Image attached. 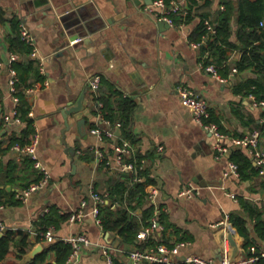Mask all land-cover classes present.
Wrapping results in <instances>:
<instances>
[{
	"label": "crops",
	"instance_id": "obj_1",
	"mask_svg": "<svg viewBox=\"0 0 264 264\" xmlns=\"http://www.w3.org/2000/svg\"><path fill=\"white\" fill-rule=\"evenodd\" d=\"M153 1L0 0L5 16L18 15L34 38L36 56L32 57L30 52L18 61H37L44 75L43 80L27 87L25 94L31 103L38 158L51 177L46 187L33 192L27 201L19 199L17 194L38 182L43 173L16 145L8 148L12 134H19L24 123L11 118L0 134V187L6 191L1 197L0 222L5 230H13L15 236L21 231L29 234L34 244L26 254L37 244L45 247L49 243L36 241V223L46 208L70 215L84 212L81 219L71 221L69 216L55 228V240L85 234L92 242L83 245L76 255H70L66 264H107L102 244H111L115 258H123L129 264L128 251L137 248V242L145 248L152 247L150 241L157 245L185 243L178 255L170 256L167 264H176L193 254L220 260L226 248L231 259V233L239 246L236 257L247 258L264 252V232L259 233L257 218L251 217L245 208L246 203L251 204L264 218V175L259 173L250 148L233 143V138L259 131L260 147L264 151L260 128L264 124V109L250 98L255 95L238 92V86L255 73L251 69L240 72L236 67L242 55L239 48L228 51L229 74L223 76L218 71L224 80L207 71V65H215L206 64L210 54L208 34L199 41L190 39L200 17L195 16L189 22H176L174 18L175 24L171 25L159 20ZM177 1L185 9L187 0ZM226 1L229 0H213L214 13L205 17L204 23L210 19L215 27V12L224 9ZM232 1L238 5L239 0ZM261 25L264 26V19ZM238 26L236 13L232 19L233 41L237 39ZM10 32V22L0 23L3 115L10 114L15 107L8 68L12 54L16 53L8 49L6 36ZM76 35L83 38L71 41ZM96 74L101 75V84L93 93L89 79ZM181 85L194 89L208 103V121L218 124L225 137L219 140L182 104L178 92ZM83 93L88 109L83 115L85 122L80 126V118L68 114L67 129L63 112L75 106ZM122 98L136 102L128 128L130 137L123 135L121 125L115 130V138L100 140L91 129L98 125L108 129L121 122ZM100 112L111 125L100 120ZM218 142L230 148L228 153L219 152ZM118 145L124 149V162H133L129 158L138 154L144 156L139 165L133 162L135 170L124 168L118 161ZM97 148L103 150L109 165L99 157ZM237 150L250 158L257 173L248 167V177L224 175L230 161L237 163L233 158V151ZM140 170H144L142 174ZM118 181L128 188L135 182H145L146 197H125L123 202L110 200L109 186ZM188 188H192L191 193H185ZM91 191L104 194V203L114 209H130L142 221L144 213L148 215L153 208L147 223L156 219L161 228L148 239L137 237L135 244L124 243L117 231H104L97 221L92 212L95 201ZM236 216L246 220L248 237L234 225ZM147 223L143 221L141 229ZM116 239L121 242L119 246L114 244Z\"/></svg>",
	"mask_w": 264,
	"mask_h": 264
},
{
	"label": "trees",
	"instance_id": "obj_2",
	"mask_svg": "<svg viewBox=\"0 0 264 264\" xmlns=\"http://www.w3.org/2000/svg\"><path fill=\"white\" fill-rule=\"evenodd\" d=\"M169 1V0H167ZM186 14L176 13L174 18L176 22H189L195 16L200 17L199 24L191 32V40H201L204 34H208L209 56L206 57V64H215L217 71L221 75L226 76L231 71V67L227 64L228 51L239 48L242 51L241 58L236 62V67L240 72L252 70L255 76L246 79L238 86V92L244 96L253 94L258 100L264 99V26L261 21L264 19V0H239L238 5L234 1L225 2V8L215 12V27L212 34L208 33L207 25L204 23L205 17L210 16L214 12L213 0H187L185 4ZM238 14V29L236 31L237 39H231L234 34L232 28V19ZM10 22L11 32L7 34L8 49L10 52L26 56L32 51V46L26 42L21 34L22 20L18 15L14 14L10 18L5 16V10L0 6V23ZM11 65L17 70L18 81L16 83L15 95L18 96L17 115L24 123L19 134H12L8 148L19 145L24 147L33 140L36 129L34 121L30 116L31 103L26 97L25 89L35 83L37 80H43L44 75L40 73L39 63L35 60H15ZM120 121L122 122V133L126 137H130L128 128L132 121L133 113L136 108V102L131 98H122L120 100ZM111 117L110 115H107ZM5 121L0 115V134L4 130ZM262 135L264 136V124L260 126ZM1 144V143H0ZM233 158L239 164L240 174L248 177L246 172L248 167L254 170L250 158L241 150L233 151ZM144 158L138 154L136 157L129 158L128 161L137 162ZM33 164V160H32ZM141 171V170H140ZM139 171V173H140ZM144 171V170H143ZM141 171V174L142 172ZM259 171V169H258ZM254 172L257 173L256 170ZM4 188L0 187V204L3 202L1 197L5 194ZM139 195L140 198L146 197L145 182H135L128 188L123 182H116L109 186L108 198L113 201H122L124 198H133ZM246 210L249 211L251 217L257 218V230L260 234L264 232V218L259 209L251 204H245ZM153 214V208L149 210V214L144 213L143 221L147 223ZM69 213H61L56 208L49 209L36 223L37 236L36 241L44 242L41 232H45L50 226L58 228L63 221L69 219ZM98 218L104 231H117L124 243H136L137 233L143 225V221L134 216L130 209L118 207L112 208L111 205L102 203L99 205ZM234 225L239 232L246 237L249 236L246 227V220L241 216L233 218ZM148 224V223H147ZM0 229V233H1ZM13 230H5L0 236V264H19L21 259L34 244L29 240V234L19 232L15 236ZM151 246L157 243L150 241ZM137 248L144 249L142 243H136ZM73 253V245L64 240L57 239L45 245L44 249L38 253L34 259L25 264H66L70 255ZM264 264V260H260ZM114 264H127L123 258H115ZM140 264H167L163 262L143 261ZM181 264H188L182 262Z\"/></svg>",
	"mask_w": 264,
	"mask_h": 264
},
{
	"label": "built area",
	"instance_id": "obj_3",
	"mask_svg": "<svg viewBox=\"0 0 264 264\" xmlns=\"http://www.w3.org/2000/svg\"><path fill=\"white\" fill-rule=\"evenodd\" d=\"M153 5L158 8V10L154 11L156 16L159 18V20L167 22L171 25L175 24L174 20V14L178 12H184L186 13L187 10L183 8L180 2L177 0H154ZM205 24L207 25V29L209 33L214 32V24L210 19H207L205 21ZM21 34L23 39L28 42L32 46L31 56H36V46L34 42V38L27 29V27L22 23L21 24ZM21 55L19 54H12L11 56V63L12 61L19 60ZM1 66V63H0ZM207 71H210L215 76H218L221 78L220 74L217 71V68L215 65H207L206 67ZM10 72V91L13 94L14 100H15V107L12 110V112L9 114L3 115L0 109V115L1 118L4 119L5 123H9L11 121V118L17 122L21 123L22 119L18 117L17 115V104L19 102V98L17 95H15L16 91V83L18 81V73L17 70L10 64L8 68ZM234 71H237V68L234 69ZM222 79V78H221ZM224 80V79H222ZM101 84V75L96 74L89 79V86L90 89L93 91V93L97 92ZM178 92L181 97V102L186 107L190 108L193 112L194 118L203 125L207 130L212 132L219 140L223 137H225V134L220 130L218 124L212 121H208L210 117V111H209V105L208 103L200 97V95L192 88L181 85L178 87ZM250 98L255 102V104L259 107H262L264 109V99L258 100L256 97L250 95ZM99 118L104 123L111 125V121L104 116V113H99ZM121 122H117L114 127H109L108 129H103L100 125L94 127L91 129V132L96 135L100 140H102L104 137L107 138H115L116 137V128L121 127ZM37 136L35 134L33 140L30 144L21 147L19 145H16L15 148L18 151L24 152L28 154L36 164V167L40 168V170L43 173L42 178L36 182L32 183L28 187L21 190L17 197L21 199L22 201H27L30 195L40 189H43L46 187V185L49 182L50 179V172L47 170V168L42 164V162L38 158L37 154ZM233 143L235 145H244L250 148L251 155L253 156V159L256 161V164L259 169V173L261 175H264V151L260 147L261 143V137L260 132L256 131L250 136H244L240 138H233ZM216 148L219 150L221 154H226L229 151L228 146H223L219 142L216 144ZM116 150L118 151L117 159L122 164V166L125 168H130L135 170L136 166L133 162H124L123 160V152L124 149L121 146H116ZM99 157H103L105 159V162L107 165H109V160H106L104 158V152L101 149H96ZM226 177H229L230 175H240L239 171V165L234 162H229V167L225 171L224 174ZM192 188H188L185 193H191ZM91 196L93 200L95 201L94 207L92 209L93 214L97 217V221L100 223V219L98 218V212H99V205L104 203L105 195L98 191H91ZM232 197L236 198V195L234 193L231 194ZM87 200H85L83 203L85 204ZM1 206V205H0ZM49 209L46 208V212ZM84 216L83 211H77L70 215V220L75 221L78 219H81ZM0 227L2 230H5V226L2 222H0ZM159 228H161L160 223L153 219L150 224L143 227L138 233L137 237L139 239L145 240L148 239L152 234H154ZM42 236L44 237L45 242H53L55 241V227L50 226L45 232H41ZM66 241L70 242L73 245V253L71 256H74L78 253L79 249L83 245H90L92 244L91 240L85 235V234H79V235H73L70 236ZM184 242H178L173 245H167L165 243H159L156 246H152L149 248H135L130 251H128V256L130 260L132 261V264H140L143 261L148 262H163L168 263L170 260L171 255H178L180 252V248L184 246ZM113 246L111 244H102V251L106 257L107 264H114L115 256L113 254ZM228 249L226 248L224 250V255L220 260H215L214 258H205L196 254L189 255L184 257L182 261H178L176 264H181L182 262L188 263V264H258L259 260L264 258V252H261L255 256L250 257H236L234 260H231L228 255ZM70 256V257H71ZM70 261V258L67 260V262Z\"/></svg>",
	"mask_w": 264,
	"mask_h": 264
},
{
	"label": "water",
	"instance_id": "obj_4",
	"mask_svg": "<svg viewBox=\"0 0 264 264\" xmlns=\"http://www.w3.org/2000/svg\"><path fill=\"white\" fill-rule=\"evenodd\" d=\"M138 3L141 2V0H136ZM146 2H152V0H146ZM81 37V39L83 38V36L80 35H76L74 36L71 41L79 39ZM85 103H87L85 101V96L84 93L79 97V99L77 100V104L75 106H71L69 109H66L63 114L65 115V120H66V126L68 129L69 126V122L67 120V115H71V114H75L77 116V118L79 119V125L81 126L82 124H84L85 119H83V115L88 113V109H86ZM4 232L0 233V236L3 235ZM107 236H109V234L107 233ZM229 241L231 242V245L233 246V252H232V257L231 260H234L235 257L237 256V254L239 253V246L237 245L236 240L234 239L233 234L231 233L229 236ZM120 240L116 239L114 241L115 246H119L120 245ZM44 249V246L42 243L37 244L30 253L26 254L24 256V259L22 261V264L27 263L28 261L32 260L35 258V256L40 253L42 250ZM129 264H132V261H129Z\"/></svg>",
	"mask_w": 264,
	"mask_h": 264
}]
</instances>
